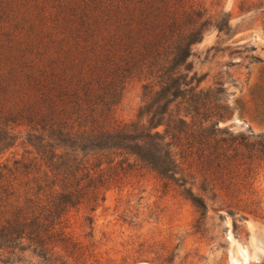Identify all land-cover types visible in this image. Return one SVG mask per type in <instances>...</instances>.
I'll list each match as a JSON object with an SVG mask.
<instances>
[{
	"label": "trees",
	"instance_id": "1",
	"mask_svg": "<svg viewBox=\"0 0 264 264\" xmlns=\"http://www.w3.org/2000/svg\"><path fill=\"white\" fill-rule=\"evenodd\" d=\"M229 19L203 0H0V262L102 264L69 212L85 209L91 238L130 159L175 185L199 219L207 194L231 215L256 213L242 196L264 166V132L220 125L223 84L201 87L188 61ZM135 80L143 100L125 122L116 110ZM251 95L264 123V81Z\"/></svg>",
	"mask_w": 264,
	"mask_h": 264
},
{
	"label": "rangeland",
	"instance_id": "2",
	"mask_svg": "<svg viewBox=\"0 0 264 264\" xmlns=\"http://www.w3.org/2000/svg\"><path fill=\"white\" fill-rule=\"evenodd\" d=\"M203 1L210 12L229 14V28H209L192 46L188 61L202 77L201 87L223 84L228 116L220 125L245 134L264 132L251 95L264 81V0ZM142 100L141 82H130L116 110L118 119H135ZM24 150L21 142L12 149L17 156ZM122 168L119 181L93 212L91 238L85 209L69 212L70 229L83 243L94 244L102 264H264V166L255 176V192L242 196L256 201V213L240 218L235 209L238 213L231 215L220 198L207 194L201 219L180 190L154 171L133 159Z\"/></svg>",
	"mask_w": 264,
	"mask_h": 264
}]
</instances>
